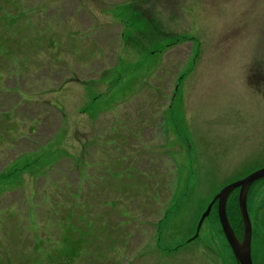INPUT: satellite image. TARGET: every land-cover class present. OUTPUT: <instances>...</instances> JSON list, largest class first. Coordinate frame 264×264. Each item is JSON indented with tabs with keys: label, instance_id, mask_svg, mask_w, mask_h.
<instances>
[{
	"label": "rangeland",
	"instance_id": "374dc122",
	"mask_svg": "<svg viewBox=\"0 0 264 264\" xmlns=\"http://www.w3.org/2000/svg\"><path fill=\"white\" fill-rule=\"evenodd\" d=\"M59 2L0 0V264H236L192 239L264 167V0Z\"/></svg>",
	"mask_w": 264,
	"mask_h": 264
},
{
	"label": "water",
	"instance_id": "95a60500",
	"mask_svg": "<svg viewBox=\"0 0 264 264\" xmlns=\"http://www.w3.org/2000/svg\"><path fill=\"white\" fill-rule=\"evenodd\" d=\"M264 179V168L254 171L245 178L233 182L219 191L209 204L206 212L201 216L194 239L198 237V232L205 218L209 215L212 204L217 202V217L223 236L233 254L236 264H253L251 258V236L252 226L247 210V194L250 186L257 181ZM238 189L237 206L243 227V235L238 240L228 221L226 213L227 200L230 194Z\"/></svg>",
	"mask_w": 264,
	"mask_h": 264
},
{
	"label": "trees",
	"instance_id": "16d2710c",
	"mask_svg": "<svg viewBox=\"0 0 264 264\" xmlns=\"http://www.w3.org/2000/svg\"><path fill=\"white\" fill-rule=\"evenodd\" d=\"M65 1H69V0H65ZM77 1H80V0H77ZM92 2H95V0H92ZM61 2H59V0H56V5L58 6V4H60ZM125 163L128 164L129 162L132 161V158H125ZM124 163V164H125ZM141 174V172H139ZM153 190V189H152ZM123 218V217H122Z\"/></svg>",
	"mask_w": 264,
	"mask_h": 264
},
{
	"label": "flooded vegetation",
	"instance_id": "af4514ba",
	"mask_svg": "<svg viewBox=\"0 0 264 264\" xmlns=\"http://www.w3.org/2000/svg\"><path fill=\"white\" fill-rule=\"evenodd\" d=\"M235 191H238V190H235ZM234 191V192H235ZM228 202H229V200H227V206H228ZM216 206H217V202H214L213 204H212V207H211V209H213V208H216ZM228 220H229V216H228ZM230 222V221H229ZM234 230V229H233ZM234 232H235V230H234ZM236 236H237V234H236ZM238 237V236H237ZM239 239V238H238Z\"/></svg>",
	"mask_w": 264,
	"mask_h": 264
}]
</instances>
